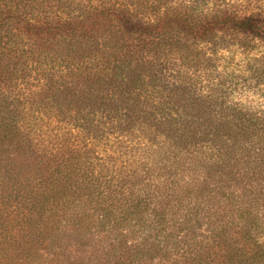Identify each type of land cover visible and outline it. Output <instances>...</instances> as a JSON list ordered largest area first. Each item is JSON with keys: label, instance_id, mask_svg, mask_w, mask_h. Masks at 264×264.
I'll return each mask as SVG.
<instances>
[{"label": "trees", "instance_id": "16d2710c", "mask_svg": "<svg viewBox=\"0 0 264 264\" xmlns=\"http://www.w3.org/2000/svg\"><path fill=\"white\" fill-rule=\"evenodd\" d=\"M186 1L0 0V264H264V112L199 76L264 10Z\"/></svg>", "mask_w": 264, "mask_h": 264}, {"label": "rangeland", "instance_id": "374dc122", "mask_svg": "<svg viewBox=\"0 0 264 264\" xmlns=\"http://www.w3.org/2000/svg\"><path fill=\"white\" fill-rule=\"evenodd\" d=\"M188 4L194 6L197 10H201L206 13L212 9H215L216 5H229L231 3H238L239 7H248L252 3L255 8H261L264 10V0H187ZM186 1V2H187ZM249 3H247V2ZM255 1V2H254ZM260 2V6L258 5ZM253 6V5H252ZM250 6V7H252ZM205 50V57H208V61L206 63V68L201 71L199 75L200 78H205L208 84L218 85V87L222 90L223 96L228 99L236 100L237 102L242 103L244 106H250L253 110H259L264 112V70H262L260 64H256L253 61L255 57H258L261 53L264 52V48L261 46L254 47L252 50L242 51L238 47L234 45H230L227 43H222L217 46L214 44L203 46ZM248 63V68L250 70H246V66ZM186 67V66H185ZM180 68V67H179ZM188 69V68H187ZM195 69V67L193 68ZM198 71V69H196ZM190 72H193L192 70ZM166 75L163 77L164 88H162V84L157 87V90L160 93V98H158V102L165 101L168 102V99L163 97L168 93H173V88L178 85V81L175 78V72L165 73ZM190 73H188L189 75ZM193 74H195L193 72ZM215 86V87H216ZM204 90L206 89L203 87ZM159 94H156L157 96ZM162 97V98H161ZM60 120H64L63 122L55 123L56 127L66 128L68 131V125L71 123L76 125L79 120L77 118L80 117L79 114L75 111H69L59 113ZM29 116V115H27ZM30 118V117H29ZM57 119V118H56ZM57 121V120H56ZM67 122V123H66ZM68 124V125H67ZM36 127H34L35 132ZM60 130V129H59ZM139 132L138 137L142 136V130L138 127ZM106 132V131H105ZM61 134V132H57V134ZM56 130L52 131V133H48L44 136H38L39 142L46 146V148H52L53 142L57 144H63L66 147V144H70L69 142H63L64 136L57 135ZM34 135V133H33ZM70 136V135H69ZM105 136V135H104ZM144 136V135H143ZM134 137V136H133ZM35 138V137H34ZM68 137H66L67 139ZM70 138V137H69ZM52 143V144H50ZM39 144V145H40ZM50 145V146H49Z\"/></svg>", "mask_w": 264, "mask_h": 264}]
</instances>
